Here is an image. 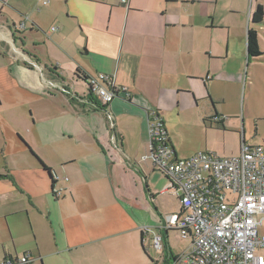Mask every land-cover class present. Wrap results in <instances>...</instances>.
<instances>
[{
  "label": "crops",
  "instance_id": "1",
  "mask_svg": "<svg viewBox=\"0 0 264 264\" xmlns=\"http://www.w3.org/2000/svg\"><path fill=\"white\" fill-rule=\"evenodd\" d=\"M221 1L0 0V261L30 253L33 264H169L188 247L163 228L181 210L142 161L149 113L182 158L203 152L184 146L187 127L238 130L241 148L264 145V114L241 117L238 107L241 87L252 95L264 69V21L253 23L264 0L234 7L235 24L219 17ZM250 29L263 53L255 59ZM100 73L130 99L102 106L86 83ZM145 227L163 235V255Z\"/></svg>",
  "mask_w": 264,
  "mask_h": 264
},
{
  "label": "built area",
  "instance_id": "2",
  "mask_svg": "<svg viewBox=\"0 0 264 264\" xmlns=\"http://www.w3.org/2000/svg\"><path fill=\"white\" fill-rule=\"evenodd\" d=\"M3 2L8 5L10 0ZM121 3L128 6L129 0ZM18 28L25 30V22ZM86 83L102 106L119 97H131L128 90L104 73L86 78ZM147 128L150 153L142 161H150L166 176L165 191L181 203V211L168 216L163 228L179 231L189 241L188 247L169 264H264V145L243 144L239 155L229 157L203 151L182 158L157 111L149 113ZM63 194L64 190L54 184V198ZM144 233L151 234L154 251L163 255V235L150 227H145ZM34 261L27 253L5 258L0 264Z\"/></svg>",
  "mask_w": 264,
  "mask_h": 264
},
{
  "label": "rangeland",
  "instance_id": "3",
  "mask_svg": "<svg viewBox=\"0 0 264 264\" xmlns=\"http://www.w3.org/2000/svg\"><path fill=\"white\" fill-rule=\"evenodd\" d=\"M236 1V6H233L230 0H222L219 5V17L230 24H235L241 19V17H236V15L233 13L234 7L244 11V9L249 8L250 3H252V0H248V2L245 0ZM17 45L20 46L19 44ZM257 75L258 79L252 86V95L248 93V87L246 88L245 85L240 89V101H238V107L241 117H244V114L249 118H253L255 115L264 114V69L258 70ZM235 109L236 111L238 110V108ZM224 116L227 117L226 115ZM249 121L250 123L247 125V133H249L247 134L248 140L250 138L254 139L256 137V131L258 130V126L255 124V122H253L252 119ZM259 134L264 135V121L261 122L259 126ZM179 136L181 137L184 146L189 149L202 147V151L211 152L220 157H229L239 155L241 153L240 149L242 134L241 131L239 133L238 130H226L225 132L212 131L206 136L205 132L201 130L195 129L194 127H187L185 130L181 131ZM155 175L158 176V179L166 181L167 183V180L159 171L156 172ZM173 197L176 201V208L179 212V210H181V203L174 195ZM170 202H172V196L170 197ZM172 232L173 236L176 238L178 246L184 250L189 244V241L183 239L179 231L175 230ZM152 252L153 251H151V253ZM152 255H154V253Z\"/></svg>",
  "mask_w": 264,
  "mask_h": 264
},
{
  "label": "trees",
  "instance_id": "4",
  "mask_svg": "<svg viewBox=\"0 0 264 264\" xmlns=\"http://www.w3.org/2000/svg\"><path fill=\"white\" fill-rule=\"evenodd\" d=\"M263 21H264V9L263 7L259 6L253 15V23L259 25ZM247 48H248V56L250 59L259 58L260 56L263 55L260 49L258 33L255 29H250L248 31ZM46 170L48 169L46 168ZM3 177L5 176L0 175V178ZM53 183L55 184V181H53Z\"/></svg>",
  "mask_w": 264,
  "mask_h": 264
}]
</instances>
